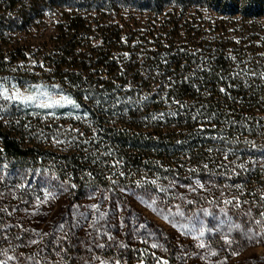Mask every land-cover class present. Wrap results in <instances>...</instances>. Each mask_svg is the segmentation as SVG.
I'll list each match as a JSON object with an SVG mask.
<instances>
[{"label":"trees","instance_id":"trees-1","mask_svg":"<svg viewBox=\"0 0 264 264\" xmlns=\"http://www.w3.org/2000/svg\"><path fill=\"white\" fill-rule=\"evenodd\" d=\"M0 74L73 101L50 130L80 185L199 181L264 202L244 194L264 187V0H0ZM0 141L9 166L51 159Z\"/></svg>","mask_w":264,"mask_h":264},{"label":"rangeland","instance_id":"rangeland-1","mask_svg":"<svg viewBox=\"0 0 264 264\" xmlns=\"http://www.w3.org/2000/svg\"><path fill=\"white\" fill-rule=\"evenodd\" d=\"M74 107L46 83L0 74V129L51 156L9 166L0 155V264H264V202L225 189L207 199L213 190L199 181L75 182L53 157L65 144L50 130Z\"/></svg>","mask_w":264,"mask_h":264}]
</instances>
